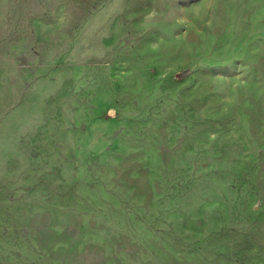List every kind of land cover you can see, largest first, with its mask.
Listing matches in <instances>:
<instances>
[{
    "label": "rangeland",
    "instance_id": "374dc122",
    "mask_svg": "<svg viewBox=\"0 0 264 264\" xmlns=\"http://www.w3.org/2000/svg\"><path fill=\"white\" fill-rule=\"evenodd\" d=\"M0 264H264V0H0Z\"/></svg>",
    "mask_w": 264,
    "mask_h": 264
}]
</instances>
